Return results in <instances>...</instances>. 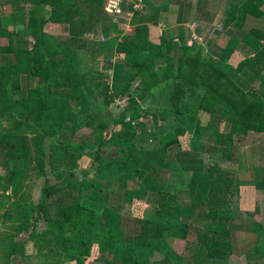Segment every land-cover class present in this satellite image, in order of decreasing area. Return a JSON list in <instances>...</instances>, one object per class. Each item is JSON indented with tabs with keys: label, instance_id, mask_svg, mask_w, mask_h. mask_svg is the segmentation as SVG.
Segmentation results:
<instances>
[{
	"label": "trees",
	"instance_id": "obj_1",
	"mask_svg": "<svg viewBox=\"0 0 264 264\" xmlns=\"http://www.w3.org/2000/svg\"><path fill=\"white\" fill-rule=\"evenodd\" d=\"M22 1L27 7L13 13L12 17L14 24L21 25L22 35L31 41V46L15 47L9 41L8 45L0 47V54L12 57L0 64V117L13 121L0 133V154L14 193L20 190L36 160L40 170H43L46 141L62 136L68 124L76 121L66 111L69 92L55 94V89H67L76 76L65 69L67 63L76 60V54L66 45L65 55L60 59L58 52L63 48L57 38L45 31V25L49 22L69 23L86 14L83 6L75 0ZM262 5L263 0H243L233 4L222 27L244 28L249 15L264 17ZM148 19L154 25L158 23L157 17L150 16ZM83 29L82 23L80 34ZM254 33L264 44V30ZM75 41L84 47V58L88 65H92L99 57V41L80 36ZM116 52L142 56L127 64V69L134 73L131 82L117 93H111L109 84L104 82L99 92L100 101L81 103L79 112L88 119L85 124L92 126L96 120L91 137L76 146L58 141L53 150L56 160L67 167L64 172H55L60 180L58 183L49 184L47 181L42 187L39 202L31 204L18 230L22 232L33 228L31 236H39L35 228L39 216L46 211L47 195L60 186L63 197L56 200L58 216H44V219L48 223L47 232L55 237L58 249L65 253H78L77 264H83V257L90 252L91 243H87L86 233L97 232L96 207L105 204L109 198L96 180L88 178V171H75L78 162L84 156L91 157L96 165L95 178L100 180H105L113 172H133L139 181L150 172L169 169V147L185 133L183 127L177 128L170 138L163 139L158 149H138L134 143L136 132L145 128L140 119L152 115L143 104L153 100L160 90L171 87L170 110L179 109L189 87L203 93L198 106L200 111L227 115V128L216 133L222 160L232 159L235 140L239 137L250 131L264 133V92L253 87L244 89L235 79V73L247 70L264 84V48L253 56L243 58L233 68L208 57L200 43L184 42L180 32L173 28L165 29L164 36L159 37L151 33L148 24H139L132 33L122 36ZM21 75L29 76L34 83L28 85L26 96L16 99L13 93L20 88ZM102 76L98 74L95 78L101 79ZM87 77L83 76L84 81L93 78ZM116 99L126 101L118 116L109 117L105 115L107 111L102 113ZM17 112H23L22 120L13 117ZM101 114L107 116L109 122ZM198 126L196 124V133ZM25 128L32 130L31 137ZM110 130L111 134L107 136ZM104 146L113 149L104 152ZM205 173L204 176L190 177L186 184V193L191 195L193 205L201 209L199 218L203 219L202 228L196 230V240L206 257L226 260L234 249L233 230L225 225L232 221L235 211V175L216 163L208 165ZM85 193H88L87 204L82 202ZM156 196L158 206L154 210L155 217L137 219L135 222L140 223V229L135 233L125 232L121 214L108 210L101 213L104 240L110 245L123 246L126 263L134 264L136 257L132 255L135 250L151 247L167 230L176 227L180 238H186L189 224L181 221L180 207L167 200L162 186L157 188ZM34 213L38 215L35 217Z\"/></svg>",
	"mask_w": 264,
	"mask_h": 264
},
{
	"label": "crops",
	"instance_id": "obj_2",
	"mask_svg": "<svg viewBox=\"0 0 264 264\" xmlns=\"http://www.w3.org/2000/svg\"><path fill=\"white\" fill-rule=\"evenodd\" d=\"M75 1L85 9L84 17H77L69 23L49 22L45 25V31L57 38L63 48L58 52L60 59L65 55L66 45L76 54V60L69 68L72 67L70 71L78 75V80L72 87L70 83L68 85L67 109L74 102L95 103L100 100L101 80L109 84L111 93L119 92L131 82L134 73L127 69V64L142 56L117 53L116 46L124 34L132 33L139 24H148L151 33L159 37L164 36L165 29L173 28L180 32L184 42L200 43L208 57L233 68L243 58L264 48L254 33L262 25L264 27V17L249 15L242 29L222 27L231 6L243 0H122L115 9L107 5L108 0ZM8 2L12 10L8 20L13 25V13L27 5L22 0ZM150 16L157 17L156 25L150 22ZM82 23L84 29L80 34ZM78 36L99 41V57L92 65H88L84 58V47L75 41ZM84 71L90 74V79L93 77L91 81L82 80ZM246 72L250 73L244 70L237 75L242 76ZM98 74L103 75L101 79L95 78ZM24 76L27 75H21L20 80ZM257 89L264 92L263 86ZM171 91V87H166L153 100L143 104L153 116L140 119L145 128L137 131L134 138L138 149L154 150L162 145L163 139L170 138L177 128L183 127L185 133L169 147V169L150 172L139 181L133 172L112 173L117 176L119 192L127 195L128 205H133L132 208L137 206L154 214L158 206L157 188L162 186L167 200L180 207L182 222L189 224L185 239L180 238L179 230L172 228L151 247L145 248L147 251L144 253H152V262L156 264H264V133L250 131L239 137L235 140L232 159L222 160L216 133L227 128V115L200 111L198 106L203 93L189 87L179 109L170 110ZM160 111L163 112L161 116ZM196 124H199L197 133ZM214 163L232 172L236 180L235 211L232 221L225 225L233 230L234 249L226 260L208 258L199 247L196 230L203 226V219L199 218L201 209L193 205L191 195L186 193L188 179L204 176L206 167ZM95 180L103 182L98 178ZM105 189L106 192L112 191L110 184ZM121 199L124 198L121 196Z\"/></svg>",
	"mask_w": 264,
	"mask_h": 264
},
{
	"label": "rangeland",
	"instance_id": "obj_3",
	"mask_svg": "<svg viewBox=\"0 0 264 264\" xmlns=\"http://www.w3.org/2000/svg\"><path fill=\"white\" fill-rule=\"evenodd\" d=\"M11 11L12 10L8 0H0V47L8 45L9 41H11L15 47H30L31 41L27 42L28 40L22 35L21 25L16 23L10 25L8 15ZM258 30H264L263 25L262 28H258ZM161 32H163V30H161ZM61 51L62 50L59 52ZM11 58V55L0 54V64L7 62ZM70 66L71 63H67L65 69L71 70L72 67L69 68ZM87 75L88 73L84 71L82 74V80H84L83 76L86 78ZM77 76L78 75L74 76L73 80L70 81V87H72L73 83L78 80ZM87 78L89 79V77ZM235 79L237 83H239L243 88L245 87V89L251 87L257 89L259 86L264 87V84L261 83V81L252 73L246 72L242 76L235 73ZM20 82V88L13 93L16 99L26 96L27 87L29 84H33L34 80L29 76H24ZM101 82L102 89L104 81L101 80ZM68 87L65 90L55 89V94H59L60 91L69 92ZM119 100L120 99H116L103 111L101 110L102 113L107 111L105 115L116 118L126 104L123 100ZM81 103H71L67 109L68 115L76 118V121L72 120V122L68 124V128L62 136L58 138H50L46 141V154L44 156L45 165L43 170H40L39 162L36 160L30 167L26 178L20 186V190L16 193L12 191L11 185L9 184L10 181L8 179V172L3 165L4 158L0 154V264H77V259L79 258L78 253L61 252V250L58 249L55 237L53 238V236L47 232L48 223L44 219V216L52 218H56L58 216L56 200L58 197H63V190L60 186H56V188H54V190L47 195L48 205L46 211L39 216V221L37 222L35 228V231L39 234V236H31L33 228L22 232H18V230L20 228V224L25 219L24 216L29 212L31 204H37L39 202L42 187L47 181L49 184L58 183L60 180L55 172H64L67 167L63 166L65 164L56 160V155L53 150L55 146H57L58 141L61 140L64 143H70L74 146L77 145L79 141H87L91 137L92 129L96 124V120L93 121L92 126L85 124V121L88 119L85 118V114L79 112ZM162 114L163 112L160 111L159 116ZM105 115L101 114V117L108 121V118ZM13 117L22 120L24 118V114L23 112H17L13 115ZM12 122L13 121L9 118L6 119L0 117V133L3 132L5 126L11 125ZM111 131L112 130L106 133L107 136L111 134ZM26 132L29 137L33 135L32 130L27 129ZM111 148V146H108L107 149H102H105L104 152H108ZM95 169L96 165L93 162V159L89 156H84L78 162V167L75 171L77 173L88 171V178L90 180H95ZM117 182V176L112 175V173H110L107 178L103 180V182H98V185H101V187L104 188V192H106L105 186L107 188L109 184L111 185L112 191L110 190L109 192H106L109 194L108 201L105 204H101L96 207V219L98 221L96 226L97 232L92 233L91 231L86 233L85 239L88 241L87 243L90 242L91 244L88 256L83 257V264H129L124 262L125 254L123 246L119 244L110 245L104 240V228L101 218V213L104 210L113 211L122 215L123 227L127 234L139 231L140 223L138 224L135 222L137 219H153L155 217V214L152 212H145L140 207L136 206L135 208H132L133 205H128V197L127 195H121L122 193L118 190L119 188ZM95 183L97 184L96 181ZM107 183L109 184L106 185ZM87 194L88 193H85L82 199V202L86 204L89 202ZM121 196L124 199H121ZM18 205L24 207V209H20ZM33 215L36 217L38 214L34 213ZM178 225L181 224L178 223ZM179 243H182V241ZM145 251H147L145 248H138L135 250L133 255L131 252V255L136 257V262L134 264H156L155 262H152V253H144Z\"/></svg>",
	"mask_w": 264,
	"mask_h": 264
},
{
	"label": "built area",
	"instance_id": "obj_4",
	"mask_svg": "<svg viewBox=\"0 0 264 264\" xmlns=\"http://www.w3.org/2000/svg\"><path fill=\"white\" fill-rule=\"evenodd\" d=\"M120 1L122 0H108L107 5L115 9Z\"/></svg>",
	"mask_w": 264,
	"mask_h": 264
}]
</instances>
